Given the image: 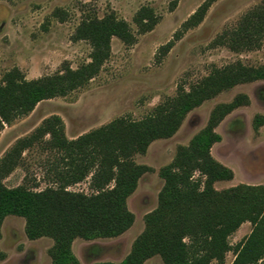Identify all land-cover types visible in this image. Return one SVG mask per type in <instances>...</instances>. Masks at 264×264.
<instances>
[{
  "label": "rangeland",
  "instance_id": "obj_1",
  "mask_svg": "<svg viewBox=\"0 0 264 264\" xmlns=\"http://www.w3.org/2000/svg\"><path fill=\"white\" fill-rule=\"evenodd\" d=\"M204 0H0V77L17 67L26 79L52 74L64 65L75 69L90 60V44L73 40L75 28L84 16L114 12L124 19L135 37L132 44L118 37L110 40V55L99 72L85 85L63 96L44 99L27 115L5 124L0 130V157L18 139L29 135L50 115H58L64 134L72 139L117 117L140 120L179 89L207 76L213 67L240 61L256 66L264 63V37L260 48L231 50L221 44L219 35L234 28L241 17L263 0H212L203 19L184 29L183 22ZM141 6L150 7L159 16L153 28L137 31L133 21ZM59 9L61 14L54 15ZM171 41L170 46L165 47ZM247 102L227 113L215 126L220 140L210 147V155L232 171V178L213 183L217 190L239 184H264V125H253L255 115H264V79L236 84L224 89L186 113L178 129L169 137L152 140L144 152H135V164L147 167L138 178L134 191L126 198L133 214L132 224L111 237L85 239L76 236L70 244L77 264L99 261L118 262L130 251L135 238L144 230L145 215L158 204L163 179L159 170L175 157L179 146L207 123L211 110L236 95ZM49 138L44 136V140ZM41 141V140H40ZM23 150L18 165L2 179L7 187L24 185L38 191L56 187L57 171L65 168L60 153L43 142ZM91 173L66 186L68 191L91 194ZM199 177L194 171L192 179ZM113 181L110 182V185ZM251 224L242 222L228 236L231 247L249 234ZM0 264H51L54 244L48 235L29 238L25 219L6 215L0 227ZM188 242V238H184ZM233 249L225 253L224 263L231 264ZM143 264H165L158 254ZM211 264H214L212 261Z\"/></svg>",
  "mask_w": 264,
  "mask_h": 264
},
{
  "label": "trees",
  "instance_id": "obj_2",
  "mask_svg": "<svg viewBox=\"0 0 264 264\" xmlns=\"http://www.w3.org/2000/svg\"><path fill=\"white\" fill-rule=\"evenodd\" d=\"M211 1L204 0L182 27L197 25ZM53 14L58 16L61 10L56 9ZM158 20L159 16L148 6H141L133 16L139 33L151 30ZM112 36L125 44L135 41L128 23L112 11L102 17L84 16L72 39L89 42L88 62L75 69L66 64L52 74L33 79H26L17 67L5 71L0 77V130L30 113L38 102L85 85L108 59ZM219 37V42L231 50L260 48L264 37V0ZM170 44L171 41L165 47ZM259 79H264V63L252 66L235 61L213 67L189 90L179 89L175 96L156 105L142 119L117 117L72 139L65 136L58 115L45 117L0 157V227L6 215L22 216L27 237L53 238L51 264H77L70 247L76 236L85 239L116 236L133 222L126 198L147 167L135 164L131 155L144 152L154 139L171 136L186 113L204 100L236 84ZM243 102H247V97L238 94L229 102L217 104L206 125L187 146L178 147L169 164L160 168L163 184L158 204L145 215L144 230L125 257L118 262L92 264H143L155 254L165 264H211L212 261L223 264L230 249L234 252L231 264H264V184H239L222 190L213 187L215 181L231 179L233 174L210 155L211 145L220 140L214 128ZM252 122L255 128L264 125V115H255ZM45 135L49 136L47 140L43 139ZM39 141L60 153L65 166L56 173L60 183L38 191L24 185H4L2 179L18 165L23 150ZM194 171L199 173L196 179H192ZM90 173L95 192L85 194L66 189ZM244 221L250 222L251 230L231 247L228 236ZM185 237L188 242L184 241Z\"/></svg>",
  "mask_w": 264,
  "mask_h": 264
}]
</instances>
